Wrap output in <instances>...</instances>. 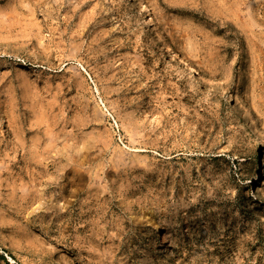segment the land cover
Here are the masks:
<instances>
[{
    "label": "rangeland",
    "instance_id": "1",
    "mask_svg": "<svg viewBox=\"0 0 264 264\" xmlns=\"http://www.w3.org/2000/svg\"><path fill=\"white\" fill-rule=\"evenodd\" d=\"M131 1L0 0V264H264V0Z\"/></svg>",
    "mask_w": 264,
    "mask_h": 264
},
{
    "label": "bare ground",
    "instance_id": "2",
    "mask_svg": "<svg viewBox=\"0 0 264 264\" xmlns=\"http://www.w3.org/2000/svg\"><path fill=\"white\" fill-rule=\"evenodd\" d=\"M127 2H129L136 10L137 7L136 5L131 1V0H126ZM136 3V2H135ZM128 4V3H127ZM131 6V7H132ZM140 9V8H139ZM142 10V9H141ZM137 12V11H136ZM138 14V13H137ZM139 16V15H138ZM140 18V17H139ZM142 18V17H141ZM144 24V29L146 32H149V28H148V24L147 22H143ZM151 33V32H150ZM144 34V33H143ZM154 41L156 42V45L159 46V48L162 50V52H164L165 54H168L170 56L169 59L174 60L175 62L179 63L181 66L183 65L187 72L190 73L191 79L194 78L195 80L198 81V84L200 83L202 86L206 87L207 89L212 90L210 83L207 80H204L200 77V75L198 76L195 72V70L185 61L184 58H182L181 56H179L176 52L172 51L169 47L163 45V43H161L159 40L154 39ZM152 42V41H151ZM160 50V51H161ZM167 56V55H166ZM171 61V60H170ZM180 66V67H181ZM182 66V67H183ZM183 69V68H182ZM186 73V72H185ZM227 105L229 106V108L232 110L233 113V117L235 118V120L237 122H240L241 125L246 128L250 134L253 136V138H258L260 137L259 132L250 124V122L246 121L245 119H243L237 112L236 109L232 108V103L230 101H227ZM240 125V126H241ZM245 129V130H246ZM258 141V140H257ZM255 144V143H254ZM259 149V148H258ZM257 151V150H256ZM256 153V152H255ZM259 155V154H258ZM261 155V153H260ZM256 166V167H255ZM255 169L252 172V176L250 178H248L247 180L249 181L247 183L248 186H250V188L254 189V186L257 182H259V180L261 179L262 176V171L264 170V156H261V160L259 159L257 164L255 165Z\"/></svg>",
    "mask_w": 264,
    "mask_h": 264
}]
</instances>
